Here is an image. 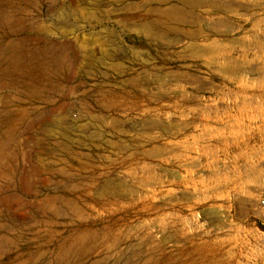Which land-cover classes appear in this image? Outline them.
Wrapping results in <instances>:
<instances>
[{"label": "rangeland", "instance_id": "1", "mask_svg": "<svg viewBox=\"0 0 264 264\" xmlns=\"http://www.w3.org/2000/svg\"><path fill=\"white\" fill-rule=\"evenodd\" d=\"M264 0H0V264H264Z\"/></svg>", "mask_w": 264, "mask_h": 264}, {"label": "built area", "instance_id": "2", "mask_svg": "<svg viewBox=\"0 0 264 264\" xmlns=\"http://www.w3.org/2000/svg\"><path fill=\"white\" fill-rule=\"evenodd\" d=\"M264 204V203H263Z\"/></svg>", "mask_w": 264, "mask_h": 264}]
</instances>
